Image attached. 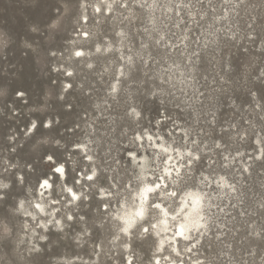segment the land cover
Instances as JSON below:
<instances>
[{"label": "clouds", "instance_id": "1", "mask_svg": "<svg viewBox=\"0 0 264 264\" xmlns=\"http://www.w3.org/2000/svg\"><path fill=\"white\" fill-rule=\"evenodd\" d=\"M0 264H264V0H0Z\"/></svg>", "mask_w": 264, "mask_h": 264}]
</instances>
